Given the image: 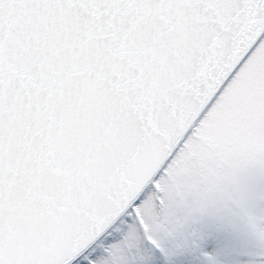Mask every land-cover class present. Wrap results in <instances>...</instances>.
I'll return each mask as SVG.
<instances>
[{"label":"snow or ice","instance_id":"1","mask_svg":"<svg viewBox=\"0 0 264 264\" xmlns=\"http://www.w3.org/2000/svg\"><path fill=\"white\" fill-rule=\"evenodd\" d=\"M0 264H264V0H0Z\"/></svg>","mask_w":264,"mask_h":264}]
</instances>
